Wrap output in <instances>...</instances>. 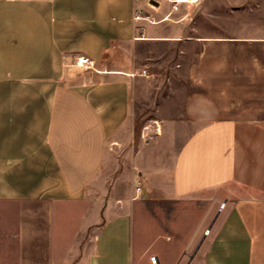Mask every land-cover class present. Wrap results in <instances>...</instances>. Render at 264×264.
<instances>
[{
    "label": "crops",
    "instance_id": "crops-1",
    "mask_svg": "<svg viewBox=\"0 0 264 264\" xmlns=\"http://www.w3.org/2000/svg\"><path fill=\"white\" fill-rule=\"evenodd\" d=\"M141 3L0 0V264H264L263 123L207 121L166 166L108 153L130 50L167 39L140 34Z\"/></svg>",
    "mask_w": 264,
    "mask_h": 264
},
{
    "label": "rangeland",
    "instance_id": "rangeland-1",
    "mask_svg": "<svg viewBox=\"0 0 264 264\" xmlns=\"http://www.w3.org/2000/svg\"><path fill=\"white\" fill-rule=\"evenodd\" d=\"M136 13L145 24L141 35L156 25L153 33L167 39L130 50L140 63L130 71L129 123L108 142L118 163L140 147L166 166L184 138L213 119L264 124V46L251 42L264 37V0H142ZM162 242L158 237L151 249Z\"/></svg>",
    "mask_w": 264,
    "mask_h": 264
},
{
    "label": "built area",
    "instance_id": "built-area-1",
    "mask_svg": "<svg viewBox=\"0 0 264 264\" xmlns=\"http://www.w3.org/2000/svg\"><path fill=\"white\" fill-rule=\"evenodd\" d=\"M173 2H177V1L176 0H173ZM76 63L78 65H80V66H85V67L93 68L92 61L89 60V58L88 57H85V56L79 57L77 59ZM140 184H141V179H138L137 182H136V187H135L136 190H139L140 189ZM223 206H224V203H220L219 209H221ZM208 232H209V229H205L204 230V234H207ZM148 260H149V264H161L160 261H159V258L155 254L149 255Z\"/></svg>",
    "mask_w": 264,
    "mask_h": 264
},
{
    "label": "bare ground",
    "instance_id": "bare-ground-1",
    "mask_svg": "<svg viewBox=\"0 0 264 264\" xmlns=\"http://www.w3.org/2000/svg\"><path fill=\"white\" fill-rule=\"evenodd\" d=\"M177 2L191 1V0H176Z\"/></svg>",
    "mask_w": 264,
    "mask_h": 264
}]
</instances>
